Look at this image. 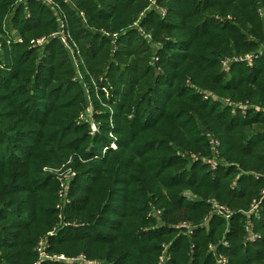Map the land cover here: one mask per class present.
Masks as SVG:
<instances>
[{
	"label": "trees",
	"instance_id": "1",
	"mask_svg": "<svg viewBox=\"0 0 264 264\" xmlns=\"http://www.w3.org/2000/svg\"><path fill=\"white\" fill-rule=\"evenodd\" d=\"M0 264H264V0H0Z\"/></svg>",
	"mask_w": 264,
	"mask_h": 264
},
{
	"label": "water",
	"instance_id": "2",
	"mask_svg": "<svg viewBox=\"0 0 264 264\" xmlns=\"http://www.w3.org/2000/svg\"><path fill=\"white\" fill-rule=\"evenodd\" d=\"M208 221H209V220H207V221L205 222V227H207V226H208Z\"/></svg>",
	"mask_w": 264,
	"mask_h": 264
},
{
	"label": "rangeland",
	"instance_id": "3",
	"mask_svg": "<svg viewBox=\"0 0 264 264\" xmlns=\"http://www.w3.org/2000/svg\"><path fill=\"white\" fill-rule=\"evenodd\" d=\"M63 260V259H62Z\"/></svg>",
	"mask_w": 264,
	"mask_h": 264
}]
</instances>
